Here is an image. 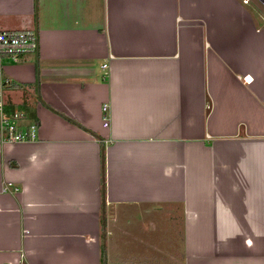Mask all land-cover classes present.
I'll return each mask as SVG.
<instances>
[{
  "label": "crops",
  "instance_id": "0c3cea01",
  "mask_svg": "<svg viewBox=\"0 0 264 264\" xmlns=\"http://www.w3.org/2000/svg\"><path fill=\"white\" fill-rule=\"evenodd\" d=\"M0 29L38 34L0 76L40 125L0 133V264H160L112 253L162 217L183 264H264L258 0H0Z\"/></svg>",
  "mask_w": 264,
  "mask_h": 264
},
{
  "label": "built area",
  "instance_id": "2783aa9c",
  "mask_svg": "<svg viewBox=\"0 0 264 264\" xmlns=\"http://www.w3.org/2000/svg\"><path fill=\"white\" fill-rule=\"evenodd\" d=\"M247 1V0H244ZM39 50V37L33 29H0V55L17 57L24 53ZM107 64H103L106 67ZM10 85L9 79L0 76V133L6 142H30L38 138L39 122L30 120L20 109L8 110L5 92ZM107 104L102 110L106 111ZM103 125H107L103 117Z\"/></svg>",
  "mask_w": 264,
  "mask_h": 264
},
{
  "label": "rangeland",
  "instance_id": "374dc122",
  "mask_svg": "<svg viewBox=\"0 0 264 264\" xmlns=\"http://www.w3.org/2000/svg\"><path fill=\"white\" fill-rule=\"evenodd\" d=\"M128 222V223H127ZM136 219H125L123 226L127 231L122 237L125 240L118 245V253H112V257L128 260L129 262H139L147 254H155L160 257V264H183L181 241L169 226V217L161 218V223L156 229L149 232L146 223H136ZM149 241L155 242L154 245ZM123 249V250H122Z\"/></svg>",
  "mask_w": 264,
  "mask_h": 264
},
{
  "label": "trees",
  "instance_id": "16d2710c",
  "mask_svg": "<svg viewBox=\"0 0 264 264\" xmlns=\"http://www.w3.org/2000/svg\"><path fill=\"white\" fill-rule=\"evenodd\" d=\"M19 107H20L19 108L20 110L22 109V110L26 111L25 102H23ZM7 108H8V110H14L15 109V108L9 107L8 105H7ZM60 115L63 116L62 114H60ZM63 117H65V116H63ZM65 118L67 120H69L70 122H72V123H74L76 125H79L77 122H75V121H73L71 119H68L67 117H65ZM101 161H102V173H101V175H102V185H104V154H103V152L101 153ZM101 264H106V254H105L104 247L101 248Z\"/></svg>",
  "mask_w": 264,
  "mask_h": 264
},
{
  "label": "water",
  "instance_id": "95a60500",
  "mask_svg": "<svg viewBox=\"0 0 264 264\" xmlns=\"http://www.w3.org/2000/svg\"><path fill=\"white\" fill-rule=\"evenodd\" d=\"M258 1L264 7V0H258Z\"/></svg>",
  "mask_w": 264,
  "mask_h": 264
},
{
  "label": "flooded vegetation",
  "instance_id": "af4514ba",
  "mask_svg": "<svg viewBox=\"0 0 264 264\" xmlns=\"http://www.w3.org/2000/svg\"><path fill=\"white\" fill-rule=\"evenodd\" d=\"M263 7V6H262ZM264 8V7H263Z\"/></svg>",
  "mask_w": 264,
  "mask_h": 264
}]
</instances>
